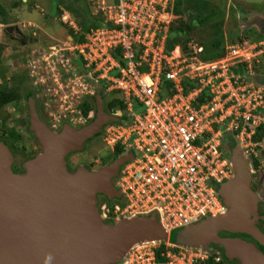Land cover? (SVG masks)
Wrapping results in <instances>:
<instances>
[{
  "label": "built area",
  "instance_id": "obj_1",
  "mask_svg": "<svg viewBox=\"0 0 264 264\" xmlns=\"http://www.w3.org/2000/svg\"><path fill=\"white\" fill-rule=\"evenodd\" d=\"M174 3L102 1L96 15L101 14L103 27L64 50L95 84L118 92L125 106V119L113 110L110 115L119 121L107 124L103 134L112 151L120 148V157L128 158L114 185L120 199L111 211L106 205L101 211L111 212L114 223L155 215L168 235L226 213L218 190L233 177L230 150L238 144L244 153L264 123V73L254 71L262 63L264 42L226 46L224 56L210 62L201 60L203 48L193 41L167 51L169 29L179 18ZM161 245L164 264H185L187 252L168 241L134 247L130 264H157ZM189 258L187 264L201 259Z\"/></svg>",
  "mask_w": 264,
  "mask_h": 264
},
{
  "label": "water",
  "instance_id": "obj_2",
  "mask_svg": "<svg viewBox=\"0 0 264 264\" xmlns=\"http://www.w3.org/2000/svg\"><path fill=\"white\" fill-rule=\"evenodd\" d=\"M94 101L95 117L88 126L76 130L67 125L60 134L51 132L39 119L34 100L29 101V131L42 153L24 164L23 175L12 173L13 156L0 142V264H118L137 245L167 241L168 234L155 215L103 223L97 196L120 199L112 179L128 158L119 157L98 171L79 168L69 173L66 157L82 151L104 125L119 121L104 111L100 94L96 93ZM230 163L233 177L218 190L226 213L175 231L176 245L204 247L219 234L230 233L247 236L264 248V234L256 225L258 212L254 221L248 206L258 198L250 190L249 165L238 144L230 150ZM229 204L243 218L228 216ZM222 244L226 249L232 245L226 257L233 256L242 264H264V255L242 240ZM238 244L241 247L235 250Z\"/></svg>",
  "mask_w": 264,
  "mask_h": 264
},
{
  "label": "rangeland",
  "instance_id": "obj_3",
  "mask_svg": "<svg viewBox=\"0 0 264 264\" xmlns=\"http://www.w3.org/2000/svg\"><path fill=\"white\" fill-rule=\"evenodd\" d=\"M9 4H16V0H0V5L3 8ZM35 5L38 1L39 3V13L32 11V8L25 9L19 3L17 8V14L19 15L18 21L22 24L28 26H35L31 29L30 34H33L38 41V46L32 48L30 56L27 57L29 62H25L20 69L22 70V76L20 77L18 83L16 79L11 78V75L14 73L12 70L13 61L11 60V51L0 52V87L6 91H10L13 88H16L20 91L24 90L23 87H26L28 93L31 95V99L37 100L39 103L40 115L42 116L43 122L54 134H60L65 126H70L76 130H81L84 127L88 126L92 121L88 120L87 117L81 118L83 116L82 109L83 103L85 101L90 102L91 99L95 97L96 93L102 94L105 99V103L109 105V102L112 100L113 93L106 91L101 82L98 83V86L95 87L94 80L89 79L87 72L82 65V63L76 59L71 61L70 56H67L68 53H65L64 50L71 48V43H73L72 38L69 36V32L77 34L81 32L80 23H92L95 21L94 16L96 15V9L98 5L105 1V3L110 4L111 0H30ZM211 4V10L218 12L217 20H222V34H223V51L226 46L229 45H239L244 46V44H252L255 42L261 43L264 42V0H202ZM29 3L28 6H33ZM7 5V7H8ZM64 5L70 6V8L75 11L74 14L67 11ZM8 10V9H7ZM183 11L185 12L184 22H188L194 18L195 13L190 6L184 4ZM30 30V28H29ZM2 28L0 26V38H1ZM256 35H261L262 38H256ZM188 39V42L193 41L197 45L204 46L207 45L211 40V30L209 28H195L185 36ZM3 43L2 40L0 44ZM5 47L4 45H1ZM9 46V45H8ZM249 50V49H246ZM63 59H69L70 62L62 63ZM262 63L260 67L255 71L264 73V55H261ZM203 61V60H202ZM252 69L253 63L251 64ZM80 80V84L74 83L73 81ZM23 84H22V83ZM260 82H264V77L260 78ZM22 85V86H21ZM76 85V90L73 91V86ZM88 87V89H86ZM83 93L82 96L75 95V93ZM87 92H93L90 95H87ZM102 93V94H101ZM14 94V91L11 92ZM17 101V100H16ZM103 101V99H102ZM28 108L29 104H26L22 99L15 104H10L2 109H0V140H4L5 137H8L6 133L9 130H15V127L21 126L25 128L24 124L25 118L21 119L17 110L20 107ZM104 107V106H103ZM125 112V111H124ZM122 113V112H121ZM264 114V113H263ZM123 117L126 116V112L122 113ZM19 118V119H18ZM264 119V115H263ZM260 127L264 128V123H261ZM258 127V128H260ZM257 128V129H258ZM256 129V130H257ZM16 131V130H15ZM27 134L30 135L29 138L19 137L17 138L18 142L15 145L16 154H18V163L19 166L24 164L42 153V148L39 144V152L36 150L35 145H37V138L31 131L26 130ZM255 135V134H254ZM103 137V136H102ZM101 137V138H102ZM254 137L251 139L252 146L243 153L244 158L246 159L249 171L247 170L248 177H250V190L253 195L258 198V202L255 199L249 203V207L253 214V219L256 221V214L258 212L259 219L257 221V227L264 234V181L261 182L259 178L260 173L264 172V137L259 141H255ZM39 142V141H38ZM234 140H230V147ZM115 150V149H114ZM111 149L106 145L103 138L98 141V143L93 142L89 144L88 147L82 152L75 155H71L72 161H78V165L82 168L83 165L87 164L88 160H105L108 155L111 154ZM35 152V153H34ZM34 153V157L29 160L28 154ZM103 168V167H101ZM101 168L95 167L92 171H98ZM24 170V168H23ZM72 171L69 173H75ZM254 172V173H253ZM256 172V173H255ZM24 173L19 174L23 175ZM258 174V175H257ZM247 175V174H246ZM253 185V186H252ZM252 195V194H251ZM102 203H106L104 200ZM98 204L96 206L98 212L101 215H106V218L103 219V223L106 225L114 224L110 215L107 216L106 211H100L99 208L102 206ZM118 204L117 200H112L107 205V208L112 210L114 205ZM230 208L229 215L233 218H243L242 213L229 204ZM129 218V217H126ZM109 219V220H106ZM262 224V225H261ZM241 239H232L227 240L218 236L217 239L208 243L204 247L197 248H181L184 253L183 262L187 264V261L190 259L189 256L196 255L200 256L201 259H193L192 264H203L208 258L212 257L214 260L219 258H226L227 260H238L242 264L241 260L233 256H225V251L229 250L232 245H228L227 249L223 246L222 241H233ZM168 242L176 244L178 242V233L173 232L168 235ZM243 241V240H242ZM245 242V241H244ZM247 243V242H246ZM251 246H256L252 243H248ZM256 244V243H255ZM257 245V244H256ZM140 246V245H137ZM136 247V246H135ZM241 247L238 244L234 249L237 250ZM179 249H175V253ZM258 251V249H257ZM218 252V253H217ZM132 252H129L124 259L118 264H130V256ZM182 261H179V264Z\"/></svg>",
  "mask_w": 264,
  "mask_h": 264
},
{
  "label": "flooded vegetation",
  "instance_id": "obj_4",
  "mask_svg": "<svg viewBox=\"0 0 264 264\" xmlns=\"http://www.w3.org/2000/svg\"><path fill=\"white\" fill-rule=\"evenodd\" d=\"M8 3L9 2L7 1V5H8ZM17 3H19V6H20V4L22 6H24L25 9H27V10L29 9V7H31L32 11H34L36 14L39 13L38 1L34 5L33 2H31L29 0V3L33 4V6H28V0H16V4L12 5V3H11L8 5V7L6 5L5 8H3V9L0 5V26L2 28V32H1L2 35H1L0 41L2 40V42H3L0 44V52H1V49H3L2 52H7V51L12 52V54H11L12 55L11 60L13 61L12 70L14 69L15 71L11 75V78L16 79V81H17L16 83H18L20 77L22 76V70L17 71V69H20L19 67H22L25 62H29L27 60V57L31 55L30 53L32 51H30V50L32 48L38 46V44H39L38 43L39 40H37L33 34H30L31 29H33L35 26H29V28H30V30H29L28 26L26 27L25 24H22L21 22L18 21L19 15L17 14V8L19 6ZM22 6H20V7H22ZM1 45H4L5 47H3ZM1 87H0V89H1ZM21 89L19 91L16 88H13L12 90L7 91L9 93L14 91V95H16V97H17V101L12 102L11 104H15L21 99L26 104H29V101L34 99V98L31 99L32 97L26 98V93L28 92L26 87H23L24 90H21ZM34 103H35V109H36L37 115H38L39 119L43 122L42 116L40 115L39 104H38L39 102L35 99ZM104 111H105V109H104ZM17 112L19 115H23V116H21V119H23V117L25 118L24 124H26L25 125L26 127L25 128H22L21 126L15 127L16 131L15 130H9L6 133V135H8V137H5L4 140H0V142L3 143L9 149L11 155L13 156L14 163L11 167V171L15 175H19V174L24 173L23 166H22L23 164H21L19 166L18 154H16L15 145L18 142L17 138L22 137V136L25 138L30 137V135H28L26 132V130H28V127H30V124H29V120H30L29 107L28 108H25L24 106L20 107L19 110H17ZM94 117H95V114L92 116V118H90L88 120L91 121V119H93ZM104 130H105V125L102 127L100 134L95 135L92 139H90L84 143V147H83L82 151L73 152L66 157V166H67V169L69 172L77 171L81 167L80 165L77 164L78 161H72L71 155L82 153L88 147V145L92 144L93 142L98 143V141L103 138L102 136L104 134ZM30 134L32 135L34 133H30ZM34 149H35V152H36V150L37 151L39 150V142L38 141H37V145H35ZM34 153L27 155L29 157V160L34 157ZM120 156L121 155H117L116 151L113 150V151H111V154H109L107 156L108 157L107 159H105V160H99L98 159V161L97 160H88L87 164L83 165L82 168H84L88 171H92V169L95 167L99 166V168H101V167H104V166L111 164L113 161H115ZM260 175H262L259 177V178H261L260 183H262V181H264V172L262 174L260 173ZM115 183H116V177L112 179V184L115 185ZM104 200H106V203H102ZM113 200H115V199H113ZM101 203H102V206L99 208L100 211H101V208L106 204L108 205L110 203V201H108V199L105 196L98 195L97 196V205L101 204ZM106 220H109V219H106ZM109 221H111V220H109ZM261 230H263V229L261 228ZM219 235L223 239H227V240H229V239L230 240L241 239L247 243H252L256 246L258 251L262 255H264V248L256 245L255 242L247 236L230 234V233H221ZM214 263L215 264H240L239 261L236 259L230 261L224 257L219 258L218 260L215 259Z\"/></svg>",
  "mask_w": 264,
  "mask_h": 264
},
{
  "label": "trees",
  "instance_id": "obj_5",
  "mask_svg": "<svg viewBox=\"0 0 264 264\" xmlns=\"http://www.w3.org/2000/svg\"><path fill=\"white\" fill-rule=\"evenodd\" d=\"M114 0L110 1V4H112ZM184 4H187L192 8V10L195 13V16L193 19H191L188 22H184L185 12L183 11ZM65 9L72 14L75 13L70 6L64 5ZM211 4L202 1V0H175L174 6H173V12L176 16L179 18L174 21V23L171 25L169 29V36L166 41V49L167 51L172 50V48L176 45H181L182 47L188 43V39L185 37L186 33L189 31L195 29V28H209L211 30V40L207 45L202 46L203 51L200 55L201 60L204 62H210L217 59H220L224 56L223 51V34H222V20L218 19V12H215L214 10H211ZM95 21L88 24V23H80L81 32L75 34L72 31L69 32V36L72 38V41L74 43H83L84 38L86 34L92 30L96 29L98 27H103V20L99 16H94ZM258 39H261V35H256ZM200 46V45H199ZM264 69V66H263ZM102 84V83H100ZM104 88H106V85H102ZM115 97L112 98V100L106 104L104 96L102 94L103 99V106L105 109V112L111 113L113 110L120 111L122 113H125V106L123 105L122 97L118 92H111ZM30 93H26V98H30ZM17 97L14 94H11L4 89H0V109L3 107L10 105L12 102L16 101ZM95 101L92 98L90 102L85 101L83 103V109L82 113L83 116L87 117L89 113H92V115L95 114ZM139 107L138 105H134V112H138ZM126 117V116H125ZM125 117H123L125 119ZM94 119V118H93ZM91 119V121L93 120ZM254 140L259 141L264 137V128L260 127L256 130L254 135ZM116 154L120 155L122 153V150L120 148H115ZM113 223V222H112ZM112 225V224H110ZM173 233V232H172ZM171 233V234H172ZM176 245V244H175ZM164 251V245H161V247L158 249L156 253L157 258V264H164L166 259L162 258L160 253ZM203 264H215L214 258L210 257L208 258Z\"/></svg>",
  "mask_w": 264,
  "mask_h": 264
},
{
  "label": "clouds",
  "instance_id": "obj_6",
  "mask_svg": "<svg viewBox=\"0 0 264 264\" xmlns=\"http://www.w3.org/2000/svg\"><path fill=\"white\" fill-rule=\"evenodd\" d=\"M108 114H110V113H108Z\"/></svg>",
  "mask_w": 264,
  "mask_h": 264
}]
</instances>
